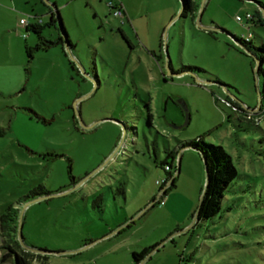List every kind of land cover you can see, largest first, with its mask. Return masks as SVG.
Here are the masks:
<instances>
[{"label":"rangeland","instance_id":"rangeland-1","mask_svg":"<svg viewBox=\"0 0 264 264\" xmlns=\"http://www.w3.org/2000/svg\"><path fill=\"white\" fill-rule=\"evenodd\" d=\"M257 2L181 15V0H0V213L18 207L28 248L64 252L29 250L28 264H135L154 245L140 264H264V73L235 40L264 43ZM199 137L237 175L196 220L205 164L179 144Z\"/></svg>","mask_w":264,"mask_h":264},{"label":"trees","instance_id":"trees-1","mask_svg":"<svg viewBox=\"0 0 264 264\" xmlns=\"http://www.w3.org/2000/svg\"><path fill=\"white\" fill-rule=\"evenodd\" d=\"M201 1L202 0H181L182 2L181 15H184V13L187 11L188 12L195 11L199 6V3H201ZM257 3L264 10V5L261 4L260 2ZM116 8H121V6H117ZM40 25H41V21H38L36 25L31 26V29L35 31H39L38 28L40 27ZM248 35L249 36L245 38L235 37V40L238 41L244 47V49L250 52L255 58V60L257 59L260 61V65L257 67L255 72L264 73V43H260L259 45H253L250 36L251 33L248 32ZM59 41H61V38H59L55 42H52L40 37L39 44L36 46V48L37 49L45 48L49 44H53ZM68 44L70 47L73 46V44L70 41H68ZM69 64H71L72 66L73 62L69 61ZM263 100H264V87L263 90L260 92L259 109L258 111L254 112L255 114L259 113L260 111H263L264 113V108H262ZM226 101L229 103V100ZM4 133H5V129L0 127V136H3ZM184 147H192L198 150L201 153L203 159H205L204 164L207 168L208 183L205 193L202 197V200L200 201V205L197 206V208L199 209V213L198 216L196 217V220L209 219L215 216L219 212L227 185L237 175L236 168L232 163L230 154L224 149L222 145L208 144L203 140V138L199 137L196 139L181 142L179 144V148H184ZM166 151H167V156L174 157L173 154L175 152L173 150L166 149ZM162 165L164 170L168 173V178L170 180V178L172 177V174L170 172L172 164L164 160L162 162ZM165 182L166 180L163 183ZM170 186H173V184H171ZM48 193H50V191L43 188L39 193H36L35 195H43V194L46 195ZM30 197L33 196L32 195L31 196L29 195V197L26 196L25 199L23 201H19V203L22 204L26 202ZM157 201L159 202L158 199ZM93 205L99 207L101 206V198L99 196H95L93 198ZM18 219H19V209L17 206H14V204L11 203L8 204L0 213V251L2 254L1 258L2 260L11 258L13 259V261L15 260V264H28V261H30L28 260V256H31L32 253L29 252V250H26L18 240V235H17ZM154 246L144 247L139 252H133L132 256L135 264H139L141 261H143L145 257H147V255L150 253V251L155 248Z\"/></svg>","mask_w":264,"mask_h":264},{"label":"water","instance_id":"water-1","mask_svg":"<svg viewBox=\"0 0 264 264\" xmlns=\"http://www.w3.org/2000/svg\"><path fill=\"white\" fill-rule=\"evenodd\" d=\"M204 0H202V2H203ZM51 5V7H52V9L54 10V13H55V16H56V20H57V23H58V27H59V29H60V33H61V38H62V40H63V42H64V45H65V47H66V49H67V51L69 52L70 51V46H69V44H68V41H69V38H68V35H67V32H66V30H65V28H64V25H63V22H62V19H61V17H60V14H59V12H58V10L56 9V6H55V4H50ZM263 10V9H262ZM264 11V10H263ZM181 13V12H180ZM199 19H200V13H199V16L197 17V22L199 23ZM167 65H168V63H169V57H168V54H167ZM260 65V61L259 60H257L256 59V68H255V70L257 69V67ZM259 101H260V97H259ZM258 109H259V105H258V107L257 108H255V109H253L252 111H258ZM77 118H78V120H79V122H80V124L82 123V120H81V117H80V115H79V113L77 112ZM84 127V126H83ZM203 160H205V159H203ZM204 163H205V161H204ZM205 170H206V182H205V186H204V189H203V192H202V194H201V196H200V199H199V204H198V206L200 205V201L202 200V197H203V195H204V193H205V190H206V187H207V183H208V175H207V168H206V166H205ZM177 173H179V162L177 163V168H176V174ZM164 190V189H163ZM159 196V195H158ZM43 198H45V197H39V198H36V199H34V200H32L31 202H34V201H39V200H41V199H43ZM30 201H29V203H31ZM154 202V201H153ZM28 202L24 205V207H26L28 204H29ZM198 213H199V209L197 208V210H196V213H195V219H196V217L198 216ZM19 221H18V228H17V235H18V240H19V242H20V244L25 248V249H28V250H31V251H39V252H43V253H57V254H61V253H64V252H54V251H50V250H43V249H32V248H28L25 244H24V241H23V237H22V213L19 215V219H18ZM142 262V261H141ZM140 262V263H141ZM139 263V264H140Z\"/></svg>","mask_w":264,"mask_h":264},{"label":"built area","instance_id":"built-area-1","mask_svg":"<svg viewBox=\"0 0 264 264\" xmlns=\"http://www.w3.org/2000/svg\"><path fill=\"white\" fill-rule=\"evenodd\" d=\"M114 15H118V16H123V11H122V9L121 8H116L115 10H114ZM246 18H251V16L249 15V14H246ZM236 19L237 20H241L242 18L240 17V16H236ZM40 21V20H39ZM20 25H25L26 23H27V21L26 20H24V19H20ZM36 25V24H35ZM228 103V102H227ZM166 168H168V167H166ZM158 200H159V203L160 204H164V199L163 198H157Z\"/></svg>","mask_w":264,"mask_h":264},{"label":"crops","instance_id":"crops-1","mask_svg":"<svg viewBox=\"0 0 264 264\" xmlns=\"http://www.w3.org/2000/svg\"><path fill=\"white\" fill-rule=\"evenodd\" d=\"M35 24H37V23H35ZM25 29H26V27H25ZM161 191H163V188H162V189H160V192H161ZM158 195H159V194H158Z\"/></svg>","mask_w":264,"mask_h":264}]
</instances>
